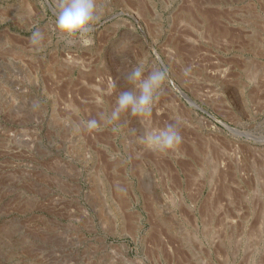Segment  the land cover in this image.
Here are the masks:
<instances>
[{"label":"rangeland","instance_id":"rangeland-1","mask_svg":"<svg viewBox=\"0 0 264 264\" xmlns=\"http://www.w3.org/2000/svg\"><path fill=\"white\" fill-rule=\"evenodd\" d=\"M0 264H264V0H0Z\"/></svg>","mask_w":264,"mask_h":264},{"label":"water","instance_id":"water-1","mask_svg":"<svg viewBox=\"0 0 264 264\" xmlns=\"http://www.w3.org/2000/svg\"><path fill=\"white\" fill-rule=\"evenodd\" d=\"M52 9V8H51ZM53 10V9H52ZM53 12H54V10H53ZM179 91V93H181L182 95H183V98H185L186 100H188L189 102H191L193 105V107H195V108H197V109H200V110H202V108H200L195 102H193V100H191L184 92H181V90H178ZM204 111V110H203ZM224 126H227L226 124H224V123H222ZM234 132H236L235 130H234Z\"/></svg>","mask_w":264,"mask_h":264},{"label":"bare ground","instance_id":"bare-ground-1","mask_svg":"<svg viewBox=\"0 0 264 264\" xmlns=\"http://www.w3.org/2000/svg\"><path fill=\"white\" fill-rule=\"evenodd\" d=\"M181 94V93H180ZM182 95V94H181ZM183 96V95H182Z\"/></svg>","mask_w":264,"mask_h":264}]
</instances>
